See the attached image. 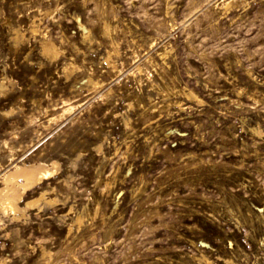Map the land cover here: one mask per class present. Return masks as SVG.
Returning a JSON list of instances; mask_svg holds the SVG:
<instances>
[{
    "label": "rangeland",
    "instance_id": "obj_1",
    "mask_svg": "<svg viewBox=\"0 0 264 264\" xmlns=\"http://www.w3.org/2000/svg\"><path fill=\"white\" fill-rule=\"evenodd\" d=\"M0 82V264H264V0H0Z\"/></svg>",
    "mask_w": 264,
    "mask_h": 264
},
{
    "label": "bare ground",
    "instance_id": "obj_2",
    "mask_svg": "<svg viewBox=\"0 0 264 264\" xmlns=\"http://www.w3.org/2000/svg\"><path fill=\"white\" fill-rule=\"evenodd\" d=\"M81 24V23H79ZM83 25V24H82ZM80 27V26H79ZM84 28V27H83ZM107 28V27H106ZM17 31V30H16ZM83 31V30H82ZM85 32V31H83ZM88 32V30H87ZM86 34V33H85ZM83 37V36H82ZM41 39V38H40ZM44 43V42H43ZM43 43L41 45H43ZM51 43V42H50ZM53 44V43H52ZM52 44L44 43L43 48L47 53H55V49ZM42 52V50H41ZM162 54V53H161ZM44 55L45 52H44ZM109 55V54H108ZM110 56V55H109ZM149 60V59H148ZM108 60H106L107 62ZM149 62V61H148ZM108 63V62H107ZM66 65V64H65ZM136 68V66H133ZM142 66H137L136 72L141 70ZM65 68V67H64ZM134 69V68H133ZM66 70V69H65ZM133 72V71H131ZM4 81V80H3ZM93 82V80H90ZM91 82V84H93ZM90 83V82H89ZM96 83V82H95ZM3 86V82H0V87ZM95 86V85H94ZM95 88V87H94ZM190 91V90H189ZM106 92V91H105ZM188 92V91H187ZM107 93V92H106ZM104 94V93H103ZM186 95V93H185ZM193 95V92H192ZM187 97V96H186ZM195 97V95H194ZM188 98V97H187ZM190 98V96H189ZM188 98V99H189ZM196 98V97H195ZM200 101V99H198ZM198 101V102H199ZM65 106V105H64ZM74 107V104L72 105ZM15 108V107H14ZM43 108V107H42ZM45 108V106H44ZM72 108V107H71ZM46 110V109H44ZM62 110V109H61ZM48 113V112H47ZM60 113V112H59ZM51 116V115H50ZM53 116V115H52ZM51 116V117H52ZM49 117V118H51ZM61 118V116H60ZM55 121V119H54ZM61 121V120H60ZM53 122V120H52ZM57 122V121H56ZM54 125V124H53ZM45 126V125H44ZM46 127V126H45ZM52 131V130H50ZM38 134V133H37ZM85 136V135H84ZM10 137V136H9ZM12 137V136H11ZM83 137V136H82ZM17 138V137H16ZM62 139V138H61ZM77 137L66 136L59 143L60 150H64L63 153L67 151H80L85 144H80L76 146ZM97 143V142H96ZM33 144V143H32ZM4 145V144H3ZM51 145V144H50ZM14 147V146H13ZM96 147V145H95ZM99 147V145H98ZM23 148V147H22ZM8 149V148H7ZM94 149V147H93ZM98 149V148H97ZM22 150V149H21ZM58 151V150H57ZM12 152V151H11ZM100 152V151H99ZM55 153V152H54ZM78 154V153H77ZM76 154V155H77ZM81 154V153H80ZM79 154V155H80ZM11 155V154H10ZM61 156V155H60ZM2 157V156H1ZM9 157V156H8ZM13 157H10V159ZM8 160V159H7ZM11 161V160H10ZM15 161V158H14ZM14 163V162H13ZM59 159L53 160H38V161H29V160H20V162L15 161L12 168L3 173V176L0 179V212L6 215H12V219L18 220L19 217L26 215L29 209L40 208L42 203L50 204L53 202L52 198L45 196L44 192H39L40 194L31 199H24V195L36 185L48 183L55 175L59 173L60 165ZM10 165V164H9ZM2 164L0 163V171ZM3 172V171H2ZM71 176V175H70ZM67 179V178H66ZM54 180V179H52ZM64 181V180H63ZM34 191V190H33ZM49 193V192H47ZM28 196V195H27ZM59 199V198H58ZM22 202V204H21ZM60 202V201H59ZM46 206V205H45ZM74 206V205H73ZM49 208V207H48ZM72 208V207H71ZM0 213V214H1ZM77 213V212H76ZM28 215V214H27ZM9 217V216H8ZM2 218V217H1ZM0 218V221H1ZM22 218V217H21ZM9 218L8 220H10ZM71 220V219H70ZM77 220L80 221V216L77 217ZM4 224V223H3ZM68 224V222H67ZM76 224V223H75ZM67 226V225H66ZM0 227H2L0 225ZM5 227V226H4ZM14 229V228H13ZM12 229V230H13ZM72 228V223L68 224L67 233L70 232ZM6 233V232H5ZM66 233V234H67ZM47 249V248H46ZM48 251V250H47ZM43 253V251H42ZM48 254V253H46ZM204 259V258H203ZM8 261V260H7Z\"/></svg>",
    "mask_w": 264,
    "mask_h": 264
}]
</instances>
